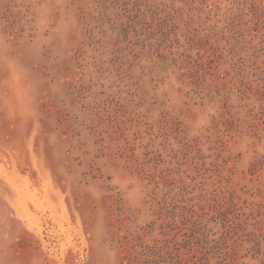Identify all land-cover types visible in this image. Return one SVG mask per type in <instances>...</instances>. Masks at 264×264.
<instances>
[{
    "label": "rangeland",
    "instance_id": "1",
    "mask_svg": "<svg viewBox=\"0 0 264 264\" xmlns=\"http://www.w3.org/2000/svg\"><path fill=\"white\" fill-rule=\"evenodd\" d=\"M184 186L264 264V0H0V264L178 262Z\"/></svg>",
    "mask_w": 264,
    "mask_h": 264
},
{
    "label": "trees",
    "instance_id": "2",
    "mask_svg": "<svg viewBox=\"0 0 264 264\" xmlns=\"http://www.w3.org/2000/svg\"><path fill=\"white\" fill-rule=\"evenodd\" d=\"M173 196L169 195L172 194ZM169 196L165 200L167 208L165 209V214L163 212L160 219H165L166 224L169 220L172 225L182 229L179 226V222L182 223V227L187 230L185 245H180L176 250L181 247L184 248L183 256L180 257L178 262H175V257L173 255V246H171V241L166 242V247L158 248L156 246H145L143 248L141 243H137L133 248L138 250V264H210L211 260H216V264H236V258L226 251L223 244L220 242L218 236L221 230L225 229L228 225L230 230L235 231L237 227L236 222H231L228 215L221 213L220 211L215 212L216 214L210 216L208 213H197L195 212V207L197 206L196 199L189 197L191 193L188 191V187H182L180 190L176 191L172 189L171 192L167 193ZM218 195L215 198H208L206 201H216ZM203 198V196H199ZM205 199L201 200L203 203ZM234 198L232 196L231 203L232 208L236 207L234 204ZM237 210L240 212V216H243L242 209ZM241 218H239L240 220ZM139 240V239H138ZM251 243V242H250ZM254 247L260 251L261 254V241L259 239L253 240ZM140 248H143L140 251ZM164 249H167L164 251ZM196 258V260H195Z\"/></svg>",
    "mask_w": 264,
    "mask_h": 264
}]
</instances>
